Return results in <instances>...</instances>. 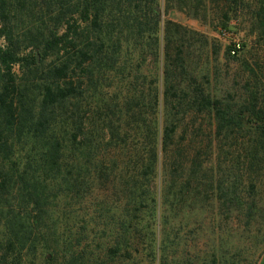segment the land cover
<instances>
[{"label": "trees", "instance_id": "1", "mask_svg": "<svg viewBox=\"0 0 264 264\" xmlns=\"http://www.w3.org/2000/svg\"><path fill=\"white\" fill-rule=\"evenodd\" d=\"M166 1L0 0V264H219L217 221L264 225V106Z\"/></svg>", "mask_w": 264, "mask_h": 264}, {"label": "rangeland", "instance_id": "2", "mask_svg": "<svg viewBox=\"0 0 264 264\" xmlns=\"http://www.w3.org/2000/svg\"><path fill=\"white\" fill-rule=\"evenodd\" d=\"M257 2L258 0H246L242 7L236 8L225 0H170L166 1L169 11L165 18L201 34L209 44L206 51L209 53L212 51L209 59L211 70L214 67V59L218 58L217 69L223 85L228 75L235 72L238 77L237 99L242 100L241 103L244 101L246 97L244 87L247 83L253 93H256L261 107L264 106V33L260 31L255 20L254 10ZM232 45L240 46L239 52L235 55L229 51ZM205 53L201 56V60H198V65L206 63ZM228 56H234L235 61L227 60ZM247 67L251 71H248ZM175 223L178 230L176 241L179 237L188 239L190 242L186 257L193 256L195 250L192 248L191 240L196 237L198 224L195 225L191 219ZM217 226L221 227L216 234L220 237L217 243L221 249L227 251L228 262L234 254L241 253L239 264H258L264 253V225L254 224L252 227H247L242 221H236L234 217L229 221H217ZM210 234L206 230L197 237H200V240H207L215 236ZM227 261H221L219 264H229ZM198 264H212V262L200 261Z\"/></svg>", "mask_w": 264, "mask_h": 264}, {"label": "crops", "instance_id": "3", "mask_svg": "<svg viewBox=\"0 0 264 264\" xmlns=\"http://www.w3.org/2000/svg\"><path fill=\"white\" fill-rule=\"evenodd\" d=\"M258 264H264V253L262 254Z\"/></svg>", "mask_w": 264, "mask_h": 264}, {"label": "built area", "instance_id": "4", "mask_svg": "<svg viewBox=\"0 0 264 264\" xmlns=\"http://www.w3.org/2000/svg\"><path fill=\"white\" fill-rule=\"evenodd\" d=\"M237 46V48L239 47L238 45H236ZM232 53V55H234L235 54V52L233 51V52H231Z\"/></svg>", "mask_w": 264, "mask_h": 264}]
</instances>
